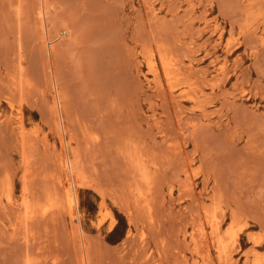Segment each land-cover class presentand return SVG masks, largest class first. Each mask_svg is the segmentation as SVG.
Segmentation results:
<instances>
[{"label":"rangeland","instance_id":"1","mask_svg":"<svg viewBox=\"0 0 264 264\" xmlns=\"http://www.w3.org/2000/svg\"><path fill=\"white\" fill-rule=\"evenodd\" d=\"M224 262L264 264V0H0V264Z\"/></svg>","mask_w":264,"mask_h":264},{"label":"bare ground","instance_id":"2","mask_svg":"<svg viewBox=\"0 0 264 264\" xmlns=\"http://www.w3.org/2000/svg\"><path fill=\"white\" fill-rule=\"evenodd\" d=\"M17 11H18V10H17ZM66 25H67V24H66ZM59 26H60V25H59ZM59 26H58V27H59ZM68 26H69V25H68ZM59 28H60V27H59ZM67 28H68V27H67ZM67 28L65 29V27H64V29L67 30V31H69V33H70L71 28H70V27H69L68 29H67ZM64 29H63V30H64ZM65 30H64V31H65ZM52 32H53V31H52ZM57 32H58V31H57ZM61 32H62V31H61ZM61 32H60V33H61ZM71 32H72V31H71ZM54 33H55V32H54ZM58 33H59V32H58ZM60 33H59V34H60ZM62 33H63V32H62ZM66 33H67V32H66ZM64 34H65V33H64ZM72 34H73V33H71V35H72ZM65 35H66V34H65ZM67 35H68V34H67ZM67 35H66V37L68 38ZM71 35H70V36H71ZM56 36H58V37H56ZM56 36H55V37L58 38V39H59V38L61 39V37H62L61 34H60L61 37H60L58 34H56ZM63 36H64V35H63ZM70 36H69V38H70ZM69 38H68V39H69ZM62 39H63V38H62ZM62 39H61V40H62ZM56 40H57V39H56ZM56 40H55V41H56ZM59 41H60V40H59ZM65 41H66V40H65ZM68 41H69V40H68ZM62 42H63V41H62ZM62 42H60V43L62 44ZM68 44H69V42H68ZM162 47H163V46H162ZM165 47H166V46H165ZM162 49H163V48H162ZM158 50H159V49H158ZM160 51H162V50H160ZM160 51H159V52H160ZM151 52L153 53L152 50H151ZM169 52H171V51H169ZM152 53H151V54H152ZM166 53H168V50H167ZM169 54H170V53H169ZM152 55H153V54H152ZM152 55H151V57H152ZM170 55H171V54H170ZM149 60H150V58H149ZM161 60H162V62H163L164 68L166 69L168 66H167V64H166V59H165V58L163 57V55H162V52H161ZM149 62H150V61H149ZM171 62H172V61H171ZM151 64H153V66L155 65L154 63H151ZM163 65H162V67H163ZM150 67H152V66H150ZM171 68H172V67H171ZM152 69H153V68H152ZM47 70H48V69H47ZM52 70H53V69H52ZM154 70H155V69H154ZM156 71H157V70H156ZM169 71H170V69H169ZM46 72H47V71H46ZM157 72H158V71H157ZM170 72H171V71H170ZM48 73H49V72H48ZM196 73H197V72H196ZM50 74H51V73H50ZM152 74H153V73H152ZM165 74H166V73H165ZM165 74H164V75H165ZM220 74H223V73H220ZM48 75H49V74H48ZM54 75H55V74H54ZM54 75H53V76H54ZM179 75H180V74H179ZM45 76H46V74H45ZM53 76H52V77H53ZM157 76H158V74H157ZM166 76H168V75H166ZM49 77H50V76H49ZM158 77H159V76H158ZM171 77H172V76H171ZM195 78H196V77H195ZM49 79H50V78H49ZM156 80L158 81V79H156ZM171 80H172V79H171ZM154 81H155V80H154ZM172 81H173V80H172ZM183 81H185V80H183ZM159 82H160V80H159ZM159 82H158V83H159ZM185 83H186V82H185ZM159 84H160V83H159ZM195 84H197V83H195ZM169 85H171V84H169ZM171 86H172V85H171ZM197 86H198V85H197ZM168 87H169V86H167V88H168ZM187 87H188V86H187ZM180 88H181V87H180ZM170 89H171V88H170ZM160 92H161V91H160ZM180 92H181V91H180ZM183 98H184V97H183ZM183 98H181V99H183ZM193 98H194V97H193ZM175 99H176V98H175ZM194 99H195V98H194ZM196 99H197V98H196ZM196 99H195V101H196ZM177 100L180 101V98L177 99ZM195 103H196V102H195ZM179 106H180V105H179ZM183 161H184V160H183ZM135 162H136V160H135ZM129 163H130V161H129ZM127 164H128V163H127ZM130 164H131V163H130ZM136 166H139V164L137 163V165H135V167H136ZM184 167H186V166H184ZM139 168H140V167H139ZM137 170H138V169L136 168V171H137ZM148 170H149V169H148ZM139 171H140V169H139ZM139 171H138V172H139ZM145 173H146V172H145ZM145 173H144L143 176H142V177H143L142 181H143V183H148V178H149V177L147 178V176H144V175H146ZM136 175H137V174H136ZM148 176H149V175H148ZM130 177H131V176H130ZM135 177H136V176H135ZM131 179H132V178H131ZM134 180H135V179H134ZM156 180H157V178H156ZM150 181H151V180H150ZM136 182H138V180H137ZM152 182H153V180H152ZM153 183H154V182H153ZM53 184H54V183H53ZM136 185H137V184H136ZM150 185H151V184H150ZM147 186H149V184H147ZM54 187H55V186H54ZM68 187H69V186H68ZM130 187H131V186H130ZM137 187H138V186H137ZM190 187H191V186H190ZM54 189H55V188H54ZM138 190H140V189L138 188ZM161 190H162V189H161ZM54 192H55V191H54ZM138 192H139V191H138ZM136 193H137V191H136ZM140 193H141V192H140ZM147 193H148V192H147ZM144 194H145V193H144ZM136 196H137V194H136ZM145 196H146V195H145ZM149 196H150V194H149ZM147 199H148V198H147ZM147 199L145 198V202H146ZM143 201H144V200H143ZM138 203H139V202H138ZM148 204H149V202H148ZM148 204H147V206H148ZM24 206H25V205H24ZM30 207H31V206H30ZM148 207H149V206H148ZM233 214H235V213H233ZM220 217H222V216H220ZM234 217H237V215H234ZM238 217H239V216H238ZM232 218H233V217H232ZM218 219H220V218H218ZM221 219H222V218H221ZM236 219H237V218H236ZM233 220H235V218H234ZM191 222H192V221H191ZM217 222H218V221H217ZM211 223H212V222H211ZM212 224H213V223H212ZM216 224H217V223H216ZM199 227H201V226L199 225ZM211 228H212V227H211ZM213 228H214V227H213ZM213 228H212V230H213ZM182 229H183V228H182ZM184 229H185V228H184ZM201 229H202V228H201ZM216 231H217V230H216ZM198 232L201 233L200 230H198ZM212 232H213V231H212ZM209 233H210V232H209ZM204 236H205V234H204ZM204 236H203V237H204ZM201 238H202V237H201ZM204 238H205V237H204ZM204 238H203V239H204ZM212 238H213V237H212ZM259 239H260V238H259ZM227 240H228V239H227ZM203 241H204V240H203ZM225 241H226V240H225ZM225 241H224V242H225ZM141 242H142V241H141ZM144 242H145V241H144ZM226 242H227V241H226ZM230 242H232V241L230 240ZM258 242H259V241H258ZM232 243H233V242H232ZM256 243H257V242H256ZM201 244H203V243H201ZM187 245H188V244H187ZM230 245H231V247H232V244H231V243H230ZM256 246H257V245H256ZM227 247H230V246H227ZM200 249H201V248H200ZM228 249H229V248H228ZM205 252H206V251H205ZM227 253H228V250H227ZM227 253H226V254H227ZM223 254H224V253H223ZM224 255H225V254H224ZM227 255H228V254H227ZM224 258H225V257H224ZM218 259H219V258H218ZM221 260H223V258H222ZM226 262H227V261H226ZM145 263H146V262H145ZM254 263H256V262H254ZM219 264H220V263H219ZM224 264H225V262H224ZM226 264H227V263H226Z\"/></svg>","mask_w":264,"mask_h":264}]
</instances>
